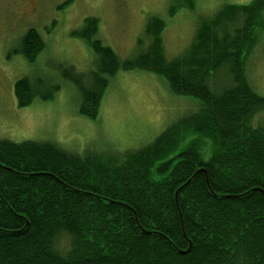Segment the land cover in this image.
<instances>
[{"label":"trees","instance_id":"16d2710c","mask_svg":"<svg viewBox=\"0 0 264 264\" xmlns=\"http://www.w3.org/2000/svg\"><path fill=\"white\" fill-rule=\"evenodd\" d=\"M99 27L91 17L73 33L93 50L94 69H62L80 92L81 116L97 119L110 80L136 69L164 78L199 108L137 151L80 155L49 142L0 140V264H264V97L246 75L264 34V0L201 19L171 60L157 16L146 27L148 49L125 61L97 39ZM45 48L32 28L16 53L33 63ZM60 89L26 78L15 96L25 108Z\"/></svg>","mask_w":264,"mask_h":264},{"label":"rangeland","instance_id":"374dc122","mask_svg":"<svg viewBox=\"0 0 264 264\" xmlns=\"http://www.w3.org/2000/svg\"><path fill=\"white\" fill-rule=\"evenodd\" d=\"M181 1L0 0V140L49 142L80 155L137 151L195 113L197 100L172 94L164 78L136 69L119 71L110 80L98 118L88 119L79 113L80 92L62 76V69L71 66L85 75L94 69L93 50L73 36L87 18L100 20L97 39L125 61L148 49L151 40L146 27L157 16L166 22L163 42L171 60L189 47L201 19L214 16L225 5H248L252 0H193L195 9L191 10L178 7ZM32 28L46 46L33 63L16 53ZM246 75L264 97V34L247 63ZM26 78L47 79L61 89L52 100L35 98L30 106L19 108L15 86ZM214 80L218 86L226 81L222 75ZM67 244L68 238L63 237L60 248Z\"/></svg>","mask_w":264,"mask_h":264}]
</instances>
